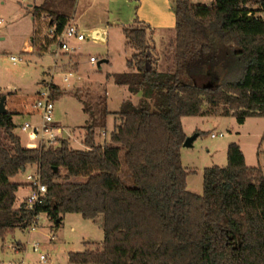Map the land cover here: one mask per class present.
<instances>
[{
	"label": "trees",
	"instance_id": "1",
	"mask_svg": "<svg viewBox=\"0 0 264 264\" xmlns=\"http://www.w3.org/2000/svg\"><path fill=\"white\" fill-rule=\"evenodd\" d=\"M76 5L42 0L34 6L33 45L43 18L59 34ZM174 12L167 71L156 59L148 66V52L155 51L149 26L124 29L133 55L128 71L112 77L140 100L123 102L104 144L88 124L83 150L65 139L30 149L14 133V114H0L9 141L0 143V239L28 229L41 214L56 230L67 214L92 221L102 216V249L70 253L69 264H115L113 253L154 256L146 264H264V170L247 166L241 147L231 143L228 165L204 169L198 195L188 190L195 171L183 167L181 155L188 137L184 117L235 116L239 124L264 117V0H213L210 6L175 0ZM40 42L43 50L51 48L52 40ZM122 151L131 186L121 176ZM30 166L40 169L47 186L33 210L25 202L16 206L21 184L11 181Z\"/></svg>",
	"mask_w": 264,
	"mask_h": 264
},
{
	"label": "rangeland",
	"instance_id": "2",
	"mask_svg": "<svg viewBox=\"0 0 264 264\" xmlns=\"http://www.w3.org/2000/svg\"><path fill=\"white\" fill-rule=\"evenodd\" d=\"M40 1L0 0V19L3 21L0 25V97L7 96V110L10 111L11 103H14L18 111L13 113L16 125L14 133L22 139L24 145L30 142L29 133L24 132L21 126L26 123L41 126L42 114L34 109V105L39 94L47 91V85L52 83L56 86V90L52 89L54 121L55 126L63 128L62 137L72 148L83 150L86 126L93 124L97 131V141L104 144L109 141L113 131V112L120 110L121 104L129 96V91L116 85L112 77L113 74L128 71L127 58L133 54V50L125 45L123 22L117 19L126 21L135 5L129 8L125 0H115L112 4L107 0H80L76 14V19L83 15L78 24L80 28L84 29L92 23L102 26L115 23L109 28L108 42L95 41L90 33H86L89 38L85 42H71L75 53H60L57 56L48 45L45 51L42 49L40 41L46 38L51 40L47 21H43L40 36H37L39 43L33 45L34 51L28 54L24 52L25 43L32 45L31 39L39 24L33 20L29 5H38ZM174 1L168 0L166 18H163L165 22L159 23V32L154 37L163 55V70H167L172 58V34L169 30H172V25L169 17L171 20ZM192 2L210 6L213 0ZM172 37H175V30ZM148 56L149 66L155 56L150 51ZM11 57L21 61L14 64ZM92 57L98 60L96 66L90 63ZM104 60L109 63H102L99 69L98 63ZM69 72L73 76L66 83L64 78ZM182 123L189 137L197 136L191 148H182L181 155L183 167L195 171L188 175L187 183L190 189L198 190V195L203 194L204 169L228 165L227 153L231 143L243 147L248 166H259L264 170V117H249L244 124H239L235 116L184 117ZM212 134H223V137L212 138ZM0 143H9L2 129ZM35 143L37 146L42 144L41 141ZM120 159L121 176L131 186L123 151ZM35 170L34 166L28 167L11 179L13 183L21 184L17 193V207L31 192L27 185V175ZM74 181L80 182L83 179ZM104 236L102 216L92 221L83 219L80 214H67L59 230H56L47 215L41 214L33 228L15 229L0 239V264H69L70 253L102 249ZM36 243L40 245L39 252L33 249ZM41 255L47 257L46 262H41ZM153 260L154 256L140 253L111 255V261L115 264H146Z\"/></svg>",
	"mask_w": 264,
	"mask_h": 264
},
{
	"label": "built area",
	"instance_id": "3",
	"mask_svg": "<svg viewBox=\"0 0 264 264\" xmlns=\"http://www.w3.org/2000/svg\"><path fill=\"white\" fill-rule=\"evenodd\" d=\"M3 21L0 19V25ZM48 34L52 40L51 48H54V53L57 56L60 53L72 54L75 53V48L71 44L72 41L76 42H85L88 39V35L81 31L75 24L68 22L64 30L57 34L55 28H50ZM11 61L16 64L20 59L16 57H11ZM98 60L95 57L90 58V63L93 66H96ZM73 76L72 72H69L65 76L64 81L68 83L70 78ZM53 84L47 85V91L39 94L34 109L42 114V124L40 127L32 126L29 123H26L21 126V129L24 132L29 133L30 142L28 143L27 148L38 149V148H52L60 145L61 140L64 138L63 128L55 126L54 121V110L55 105L52 97V88ZM223 137V134H212V138ZM41 141L42 144L37 146L35 142ZM31 168L33 166H30ZM35 171L27 175V185L30 188L31 192L25 199V206L28 210H33L37 204L42 203L45 194L47 193V186L43 183L41 171L37 166ZM35 225V224H34ZM32 225L31 227L33 228ZM33 249L36 252H39L40 245L38 243L33 245ZM41 262H46L47 257L45 255L40 256ZM2 264H14L13 262L2 263Z\"/></svg>",
	"mask_w": 264,
	"mask_h": 264
},
{
	"label": "crops",
	"instance_id": "4",
	"mask_svg": "<svg viewBox=\"0 0 264 264\" xmlns=\"http://www.w3.org/2000/svg\"><path fill=\"white\" fill-rule=\"evenodd\" d=\"M107 1L112 4L115 0H107ZM125 2L128 3L127 5L129 6V8H131L132 5H135V9H134V11L129 13L128 18L126 19V21L122 20V19H117V21L123 22V24H122V26H123V28H122L123 35H124V29L125 28L131 27V26H149L151 28L152 32H153L152 45L155 48V51L153 52L155 58H153V59L157 60V67H158V69L160 71L169 70L172 67V59L169 61V65L167 67V70H165V68L163 70V60H162L163 59V55L159 51L158 44L154 40V37L159 32V23L165 22L164 19L166 18V13H167L166 12V7L168 5V3H167L168 0H125ZM41 3H42V0L40 1V3L38 5H40ZM79 3H80V0H77V5H76V9H75L76 10L75 15L73 16V18L69 22H72L73 24H75L81 31H83L85 33H90L91 36L94 37L95 41H102L104 43L108 42V39H109V28L111 29L113 27L112 24H115V23H112V24L107 23V25H104V26H102L101 24H97V23L93 24L92 23V24L87 25V27L84 28V29L80 28V26L78 24H80V20L82 19L83 15H81L78 19H76L77 6L79 5ZM34 6H37V5L36 4L29 5V10L31 11V9ZM260 15L264 19V13H261ZM42 20L43 21H48L47 18H43ZM169 22L172 25L171 26L172 30L169 29L171 34H172V35H170L171 36L170 40L172 41L174 39L172 37L173 36V30H175L174 29L175 28V12H174L173 7H172L171 20H170V17H169ZM172 22H173V24H172ZM88 38H89V36H88ZM31 41H32V45L30 43H28V42L25 43L26 47L24 48V52H27L28 54H30L32 51H34L33 50V38L31 39ZM125 45L129 47L127 39L125 40ZM162 46H163V43H162ZM50 51L53 52L54 50H52V48H50ZM150 52H152V51H150ZM131 56L129 58H127V62H128V60H130ZM168 59H170V57ZM149 60H150V56H149ZM106 63H109V61L107 60ZM121 87H125L128 90V88L126 86H121ZM127 100L132 101L134 104H138V102L140 100V96L133 95V94H131L129 92V96H128ZM127 100H125V101H127ZM125 101H123V102H125ZM122 104H121V106H122ZM6 108H7V102H6ZM8 112H10V113H18L17 109L15 108L14 103H11V110L10 111L8 110ZM117 112H119V110L113 112V114H115ZM116 124H117V119H116V116L113 115V129L112 130H114ZM186 135L188 136L187 133H186ZM21 142H22V139H21ZM22 145L24 147L28 146V144L24 145L23 142H22ZM240 147H241V150L244 153L243 147L242 146H240ZM183 149H185V147ZM183 149H182V151H183ZM244 156H245V160H246V154L245 153H244ZM246 164L248 166L247 162H246ZM249 167H253V166H249ZM187 186H188V183H187ZM188 190L190 192H192V193L198 194L197 193L198 190L190 189L189 186H188ZM18 249H19V247H18ZM113 255H115V254L113 253Z\"/></svg>",
	"mask_w": 264,
	"mask_h": 264
},
{
	"label": "water",
	"instance_id": "5",
	"mask_svg": "<svg viewBox=\"0 0 264 264\" xmlns=\"http://www.w3.org/2000/svg\"><path fill=\"white\" fill-rule=\"evenodd\" d=\"M91 38H94L91 36ZM52 50H54V48H52ZM107 60L101 61L98 63V67L99 69H101V64L102 63H106ZM6 102H7V96H2L0 97V114H6L8 112L7 108H6ZM197 139V136H192V137H187L183 147L185 148H191L195 142V140Z\"/></svg>",
	"mask_w": 264,
	"mask_h": 264
}]
</instances>
